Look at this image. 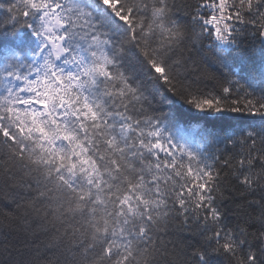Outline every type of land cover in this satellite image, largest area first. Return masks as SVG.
<instances>
[{
    "label": "snow or ice",
    "instance_id": "snow-or-ice-1",
    "mask_svg": "<svg viewBox=\"0 0 264 264\" xmlns=\"http://www.w3.org/2000/svg\"><path fill=\"white\" fill-rule=\"evenodd\" d=\"M0 264H264V0H0Z\"/></svg>",
    "mask_w": 264,
    "mask_h": 264
},
{
    "label": "trees",
    "instance_id": "trees-1",
    "mask_svg": "<svg viewBox=\"0 0 264 264\" xmlns=\"http://www.w3.org/2000/svg\"><path fill=\"white\" fill-rule=\"evenodd\" d=\"M193 115H196L193 113ZM248 119L246 114H240V113H228L224 117V119L221 121V123H234V124H239L243 123Z\"/></svg>",
    "mask_w": 264,
    "mask_h": 264
}]
</instances>
